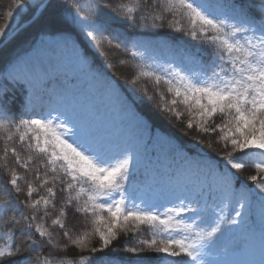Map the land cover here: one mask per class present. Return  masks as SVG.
<instances>
[{"label":"snow or ice","instance_id":"1","mask_svg":"<svg viewBox=\"0 0 264 264\" xmlns=\"http://www.w3.org/2000/svg\"><path fill=\"white\" fill-rule=\"evenodd\" d=\"M67 11L0 6V41L50 26L0 66V264H264V0ZM165 29L194 43L134 34Z\"/></svg>","mask_w":264,"mask_h":264},{"label":"trees","instance_id":"2","mask_svg":"<svg viewBox=\"0 0 264 264\" xmlns=\"http://www.w3.org/2000/svg\"><path fill=\"white\" fill-rule=\"evenodd\" d=\"M35 2V0H34ZM74 2V0H50L48 4L52 5L58 15V17L62 18L64 16H67L69 13L67 11V6L71 5ZM80 3H93L94 0H79ZM113 3H118L119 0H112ZM239 2H243L246 5H259L261 3V0H239ZM10 3V0H0V6H6L7 4ZM254 12H259V9L254 7L252 9ZM46 13L42 12L40 15V18H38L37 21H34L24 27L20 32H18L9 42L5 43L3 46L0 47V66H3L6 61L11 59L13 54L19 50L22 46L25 45L27 40H32V39H38L41 32L43 31H49L50 26L46 22ZM31 19H27L23 22L27 23ZM135 35H138L139 38L145 39V40H160V41H170L172 43H175L178 47H187L189 44H193L194 42L190 41L188 37H184L180 34H172L170 33L167 29L164 31L160 32L158 35H153L151 34L150 31L145 32L143 30H136L134 33ZM176 35V40L172 41V36ZM4 41H0V44L3 43ZM168 53H162V56H166ZM70 59L71 56L69 55ZM102 61V58H99ZM207 59V58H205ZM117 71L123 74L128 73V69L117 66ZM122 83V81H121ZM12 97V93H9V98ZM19 108V94H16V100H15V107L13 109L14 113L16 110ZM154 122L156 127L160 128L162 131L163 130H171L174 132H177L173 126L164 119L162 115L159 113H156L154 115ZM179 135V133L177 132ZM0 135H3V133H0ZM187 139V138H185ZM160 152L159 149H152L150 151V155L152 156L153 162L155 161V156L156 154ZM162 156V153H160ZM148 231L145 229L144 230V236L148 237ZM123 235L121 236V239H124ZM3 241H0V244H2ZM79 251L75 249H69V252L67 255L73 256V255H79ZM87 255V253H84ZM131 254L129 253H124L123 251L117 252L112 254L111 259L114 261V264H127V257L130 256Z\"/></svg>","mask_w":264,"mask_h":264},{"label":"rangeland","instance_id":"3","mask_svg":"<svg viewBox=\"0 0 264 264\" xmlns=\"http://www.w3.org/2000/svg\"><path fill=\"white\" fill-rule=\"evenodd\" d=\"M25 24V23H24ZM46 62V61H45ZM64 63L69 71L75 75H78V71L75 68L72 59L69 56L65 57ZM68 93L70 98L83 101V103L87 104L91 101V97L85 95L84 90L81 87L69 86ZM143 172V169L141 170ZM259 253H257V258Z\"/></svg>","mask_w":264,"mask_h":264},{"label":"water","instance_id":"4","mask_svg":"<svg viewBox=\"0 0 264 264\" xmlns=\"http://www.w3.org/2000/svg\"><path fill=\"white\" fill-rule=\"evenodd\" d=\"M49 1H50V0H46V3H48ZM32 22H34V21L30 20L29 22L23 24V25H24L23 28L26 27L27 25H29V24L32 23ZM23 28H22V29H23ZM22 29H21V30H22ZM21 30H20V31H21ZM20 31H19V32H20ZM13 37H14V36H13ZM13 37H11L9 40L4 41L3 43H1V44H0V47L3 46L5 43L9 42Z\"/></svg>","mask_w":264,"mask_h":264}]
</instances>
